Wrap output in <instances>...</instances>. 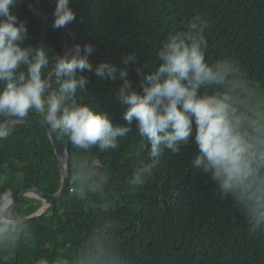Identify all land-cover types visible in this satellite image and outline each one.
Segmentation results:
<instances>
[{"label":"trees","instance_id":"16d2710c","mask_svg":"<svg viewBox=\"0 0 264 264\" xmlns=\"http://www.w3.org/2000/svg\"><path fill=\"white\" fill-rule=\"evenodd\" d=\"M39 1L53 13L56 0ZM71 6L76 14L70 25L77 33L74 46L94 45L93 62L118 63L122 55L136 51L142 65H151L168 33L200 15L210 24L207 55L236 60L253 87L264 91V0H72ZM14 11L27 24L26 44L43 43L56 54L64 53V29H54V19L34 0H21ZM84 74L92 81L82 93L85 102L111 107L119 119L116 85ZM51 86L58 87L55 76ZM28 117L42 121L39 113L30 111ZM61 139L70 153L69 194L40 218L25 222L15 259L5 261L6 252L0 250V264H36L42 257L51 261L59 256L74 262L91 235L108 222L112 227L102 235L121 264H264V233L253 234L240 206L221 199L211 182L205 185L206 177L189 167L194 149L179 155L166 152L145 186L136 188L130 183L132 172L147 151L135 130L117 150L104 152L78 151L66 137ZM53 150L44 131L17 124L12 136L0 141V190L10 188L16 196L32 188L57 194L62 181ZM80 161L103 175L102 192L89 191L84 198L73 192L74 165ZM43 205L25 197L16 214L24 219Z\"/></svg>","mask_w":264,"mask_h":264},{"label":"clouds","instance_id":"9594fccd","mask_svg":"<svg viewBox=\"0 0 264 264\" xmlns=\"http://www.w3.org/2000/svg\"><path fill=\"white\" fill-rule=\"evenodd\" d=\"M21 0H0V141L12 136L16 125L39 113L51 133L66 137L83 152L117 150L134 130L147 158L132 172L130 183L142 188L160 167L166 152L181 154L192 148L190 165L206 177L221 199L240 206L253 234L264 233V91L256 89L247 73L231 57L210 58L207 32L210 24L193 16L168 33L155 49L153 64H141L136 51L119 62H93L92 44L56 54L43 43L29 40L25 21L14 9ZM72 0H56L54 29L71 25L76 14ZM50 51L54 56L50 55ZM116 85L114 103L122 115L82 93L92 83ZM135 73V77H133ZM55 76L58 87L52 88ZM150 145V147H149ZM73 192H102L104 177L86 161L74 165ZM67 179V177H66ZM16 194L0 190V250L3 259H15L18 241L26 231L16 214ZM96 230L84 251L73 261L64 256L42 257L36 264H121V257Z\"/></svg>","mask_w":264,"mask_h":264},{"label":"water","instance_id":"95a60500","mask_svg":"<svg viewBox=\"0 0 264 264\" xmlns=\"http://www.w3.org/2000/svg\"><path fill=\"white\" fill-rule=\"evenodd\" d=\"M34 1L36 2V5L40 10H42L43 12H46L50 18L54 19L52 13L48 11V9L44 6V4H42L39 0H34ZM63 29H64V35H65V48H64V52H65L73 48L77 40V33L70 25L64 27ZM53 78H54V75L49 78L51 85H52ZM18 124H30L32 126L38 127L39 129L44 131L49 136V138L52 141L53 147H54L53 151L55 153V156L59 164L62 183H61L60 191L54 195L46 194L40 191L38 188L25 189L17 196L16 206L20 204L23 198L29 197V198L42 201L43 203L46 202L48 204V207L50 208L57 201H62L69 194V190H70L69 165H68L69 159H70L69 150L64 144V142L62 141L61 136L58 133H51L50 130H48L43 125V122L41 120H37L32 117H26L23 120H21ZM64 162H66L65 166L63 165ZM39 211H37L34 215L30 217L24 218L23 219L24 223L40 218V215L38 214Z\"/></svg>","mask_w":264,"mask_h":264},{"label":"bare ground","instance_id":"6f19581e","mask_svg":"<svg viewBox=\"0 0 264 264\" xmlns=\"http://www.w3.org/2000/svg\"><path fill=\"white\" fill-rule=\"evenodd\" d=\"M63 165L65 166L66 162H64ZM47 207H48V204L44 202V205L42 206L38 214L41 215L46 210Z\"/></svg>","mask_w":264,"mask_h":264}]
</instances>
